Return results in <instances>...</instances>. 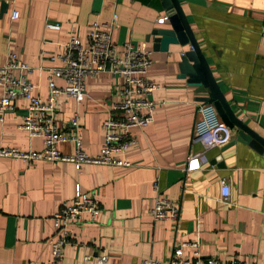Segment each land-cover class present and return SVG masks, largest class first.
I'll list each match as a JSON object with an SVG mask.
<instances>
[{
	"label": "crops",
	"instance_id": "crops-1",
	"mask_svg": "<svg viewBox=\"0 0 264 264\" xmlns=\"http://www.w3.org/2000/svg\"><path fill=\"white\" fill-rule=\"evenodd\" d=\"M176 1L231 111L264 140V0ZM11 11L17 13L14 20ZM161 15L135 0H0V65L7 51L16 54L40 99L47 97L48 70L62 66L49 58L63 53L69 35L82 42L91 23H106L112 16L117 26L111 41L144 44L152 62L145 77L158 86L149 95L152 121L132 129L135 143L115 155L127 167L82 164L76 171L67 162L0 157V264H46L51 217L71 200L75 186L92 192L100 210L93 221L81 216L68 226L70 243L62 249L61 264H99L100 256L106 257L103 264H140L142 259L166 264L175 245L190 242H197L201 257L222 264H264V151L239 142L203 149L194 139L198 95L177 77L176 67L188 46L152 50L151 30L169 28L167 22L156 23ZM46 23L58 28L47 29ZM52 82L64 85L56 77ZM121 83L116 75L99 73L84 79L80 103L66 96L53 101L58 131L72 134L69 119L77 115L76 134L88 156L98 153L101 123L117 102ZM24 106L15 101L4 113L0 149L43 148L40 139H29L17 127ZM57 149L71 155L74 147L66 142ZM193 154H199L200 166L187 172L186 157ZM220 180L228 187L225 200ZM156 194L175 204L176 221H152L149 209ZM190 251L184 249V256Z\"/></svg>",
	"mask_w": 264,
	"mask_h": 264
},
{
	"label": "built area",
	"instance_id": "built-area-1",
	"mask_svg": "<svg viewBox=\"0 0 264 264\" xmlns=\"http://www.w3.org/2000/svg\"><path fill=\"white\" fill-rule=\"evenodd\" d=\"M17 18L16 11H11L10 19ZM166 14L157 18L156 23L165 22ZM116 17L110 21L91 23L84 40L81 42L74 35H69L62 54L54 55L50 61L58 60L62 63L59 68L49 69L45 100L35 93V86L27 82L24 74L28 68L21 63L16 54L7 51L4 62L0 65V122L4 113L13 109L15 101L22 100L25 106L20 114L19 129L26 132L27 137L40 139L43 148L40 151L22 152L15 148L0 149V157L19 159L26 162L50 161L71 163L76 171L82 164H98L113 167H127L128 164L115 158L135 143L132 129H141L152 121L153 103L149 95L158 88L150 82L145 74L151 66V51L144 44L132 45L124 42L117 45L111 41V31L116 27ZM45 28L56 30L57 25L46 23ZM260 36L264 46V26ZM120 49V54H118ZM99 73L116 75L122 79L117 91V102L106 110V117L101 123L102 144L98 153L88 156L81 149L77 137L78 117L73 114L69 119L72 134L58 131L53 119V101L59 96L71 98L80 103L84 97V79ZM52 77L63 81L62 87H56ZM196 119L193 124V137L203 149L221 147L229 143L232 132L218 118L213 106L208 104L195 105ZM72 143L74 150L71 155H63L57 145ZM199 154L186 157L185 171L199 169ZM220 197L225 200L228 187L224 181H219ZM99 202L92 192H81L74 187L73 196L67 203L59 205L53 213L52 227L54 233L49 241V259L46 264H61L62 249L70 243L68 226L78 223L81 216L93 221L99 213ZM261 213L264 215V205ZM152 221H176L178 209L174 203L156 194L149 209ZM190 249L188 256L183 250ZM197 242L180 243L173 247L166 264H222L213 257L203 258L199 255ZM86 260L89 257L85 258ZM97 263L103 264L105 256H100ZM140 264H156L151 259H142ZM226 264H240L233 260Z\"/></svg>",
	"mask_w": 264,
	"mask_h": 264
},
{
	"label": "water",
	"instance_id": "water-1",
	"mask_svg": "<svg viewBox=\"0 0 264 264\" xmlns=\"http://www.w3.org/2000/svg\"><path fill=\"white\" fill-rule=\"evenodd\" d=\"M156 13L167 15L166 21L169 28H154L150 34L152 50L166 52L169 45H187L188 49L179 56L176 64L178 78L185 79L188 86L194 88L198 97L195 101L199 104L213 106L220 121L233 130L235 137L228 146L235 142L243 143L257 153L264 151V140L253 133L247 125L240 121L231 111L223 95L219 91L209 71L203 55L193 38L192 32L182 14L176 0H135ZM4 5L2 4L1 7Z\"/></svg>",
	"mask_w": 264,
	"mask_h": 264
}]
</instances>
